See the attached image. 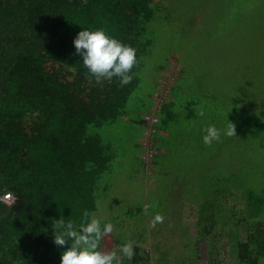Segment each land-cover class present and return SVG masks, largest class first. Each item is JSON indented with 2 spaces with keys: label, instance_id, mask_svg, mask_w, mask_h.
<instances>
[{
  "label": "trees",
  "instance_id": "obj_1",
  "mask_svg": "<svg viewBox=\"0 0 264 264\" xmlns=\"http://www.w3.org/2000/svg\"><path fill=\"white\" fill-rule=\"evenodd\" d=\"M168 4L0 0V264H60L71 239L65 246L56 245L53 221H71L78 230L87 211L90 222L100 200L109 197L126 170L129 178L146 173L150 186L175 187L174 199L182 186H194L196 196L188 195L195 198L188 204L189 216L198 214L202 236L214 218L230 210L224 200L252 208L253 200L264 197V130L257 127L263 115L244 105L240 91L233 95L201 73L188 74L179 93L170 87L162 90L171 57L160 60L155 68L161 75L149 90L145 87L146 60L155 54L151 26ZM236 5L229 0L224 11ZM99 29L136 49L139 63L123 87L116 77L96 83L76 52L78 33ZM148 115L157 121L150 122ZM229 122L235 125V136L222 134L211 146L203 143L206 127L223 130ZM147 136L148 146L143 143ZM7 193L14 195L12 202L3 198ZM147 198L156 204L149 212H159L166 220L163 189L149 191ZM141 211L138 206L123 215L132 218ZM117 219H101V224ZM231 221L227 233L200 236L202 245L197 240L190 245L186 238L192 232L185 225L186 246H195L188 254L176 249L167 223H159L152 227L153 240L149 234L132 241L135 255L123 264H200L203 258L225 264L224 253L228 264H264L260 238L250 242L245 221ZM160 231V238L168 235V241H156ZM121 235H115L111 250L129 241ZM147 243L150 250L144 247ZM106 244L105 237L104 251Z\"/></svg>",
  "mask_w": 264,
  "mask_h": 264
},
{
  "label": "rangeland",
  "instance_id": "obj_2",
  "mask_svg": "<svg viewBox=\"0 0 264 264\" xmlns=\"http://www.w3.org/2000/svg\"><path fill=\"white\" fill-rule=\"evenodd\" d=\"M167 1L168 7L161 14H157V20L151 26L156 33L154 37L155 54L146 60L147 75L144 77L145 80L148 79L145 83L146 89L149 90L152 86L151 81L161 75L159 72L156 74L155 68L160 60L167 61L171 57L169 68L165 71L167 83L161 87L162 90H167L170 87L179 93L182 88L180 83L185 80L188 74L192 73L198 76L201 73L207 79L212 78L215 84H222L224 87L230 88L233 95L236 94V90L240 91V94L244 96L242 99L244 105L256 107L258 115H263V118L257 123V127L264 130V1L234 0L237 4L236 7L233 10L227 9V11L224 10L227 8L229 0ZM231 16H234L232 22H230ZM193 60L195 66L192 63ZM182 71L184 72L182 73ZM162 90L157 93L158 98L161 96ZM158 98L155 106H157ZM143 143L147 146L150 143V137L147 136ZM262 149L264 161V136ZM130 162V159H126L127 166L130 165ZM147 170H150L149 167ZM129 174V170L121 174L122 178L114 186L112 193L108 194L109 197L105 198L104 196L100 200L99 210L94 215L98 219L118 218L117 223H112L113 233L106 237L107 251L113 248L115 235L118 232L119 236L122 234L121 236L131 241L137 238L144 240L146 235L151 234L153 230L149 219H153L155 214L149 212L150 208L146 214L144 206L153 204L147 198L149 191L160 188L167 195V201L164 203L167 216L163 222L167 224L159 225V227H163V225L165 228L167 227L171 240L178 245L176 249L178 251L180 249L182 253L188 254L195 249V246H186L190 242H186V239L191 240L190 245L195 240L202 245L201 229L198 228L197 222L198 214L193 215L192 212L189 216L190 209H188L189 202L195 201V198L188 196L191 193L196 196L193 190L194 186L190 189L182 186L179 196L174 199L178 194L175 187L158 188L157 184L150 186L149 184L153 183L151 180H147L146 173L135 178H129ZM161 186H164V183ZM224 202H226V206L230 207V210L222 211V215L220 213L218 219L214 218V221L207 226L209 230L202 237L206 238L219 232L227 233V226L232 223L231 219L235 217L240 222L245 221L246 236L250 242H256L260 238L264 251V197L253 200L252 208L233 199L230 202L227 200ZM138 206L142 207V211L134 213L132 218L123 215L125 211ZM185 225L191 228L192 237L189 239L183 233ZM161 233L160 231L156 241L160 239L168 241V235L162 234L160 238ZM152 235L150 237L153 240ZM226 241L222 243L225 247L227 246ZM144 247L148 250L151 249L149 243ZM227 257L224 253L225 264H228L229 257ZM200 264L216 263L203 258Z\"/></svg>",
  "mask_w": 264,
  "mask_h": 264
},
{
  "label": "clouds",
  "instance_id": "obj_3",
  "mask_svg": "<svg viewBox=\"0 0 264 264\" xmlns=\"http://www.w3.org/2000/svg\"><path fill=\"white\" fill-rule=\"evenodd\" d=\"M74 46L76 52L82 54L83 64L91 77L95 78L96 83L104 80L111 82L113 77H116L123 87L132 81L133 76L130 73L139 63L134 47L107 35L103 29L81 30L74 40ZM200 115H203V112ZM203 131L206 133L202 137L203 143L211 146L214 141H220L222 134L228 137L235 136V125L229 122L223 130L215 125H209ZM154 207H156L154 203L146 204L145 213ZM83 216L85 223H82L78 230L71 221L65 223L62 218L52 223L56 245L65 246L71 239V245L62 253L60 264H123L125 258L128 260L133 258L134 245L130 240L123 243L118 250H102L101 241L113 233V224L108 222L102 226L101 219L94 216L89 222L87 211ZM164 220L162 214L156 213L150 226L154 228Z\"/></svg>",
  "mask_w": 264,
  "mask_h": 264
},
{
  "label": "built area",
  "instance_id": "obj_4",
  "mask_svg": "<svg viewBox=\"0 0 264 264\" xmlns=\"http://www.w3.org/2000/svg\"><path fill=\"white\" fill-rule=\"evenodd\" d=\"M146 118H147V120H149L150 122H154V121H157V118L155 117V116H153V115H148V116H146ZM147 134H149V132L147 131L146 132ZM149 144H147V146H148ZM151 154L152 153H149V156H151ZM148 155L146 156V158L149 160L150 159V157H149ZM3 198L4 199H6L7 201H13L14 200V195L13 194H11V193H7V194H5L4 196H3Z\"/></svg>",
  "mask_w": 264,
  "mask_h": 264
}]
</instances>
